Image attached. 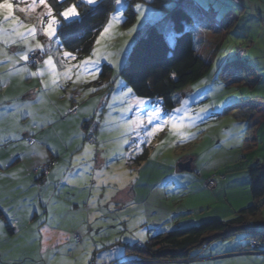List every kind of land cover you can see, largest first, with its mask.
Wrapping results in <instances>:
<instances>
[{
  "label": "rangeland",
  "instance_id": "1",
  "mask_svg": "<svg viewBox=\"0 0 264 264\" xmlns=\"http://www.w3.org/2000/svg\"><path fill=\"white\" fill-rule=\"evenodd\" d=\"M57 1L59 2V0ZM159 1L122 0L120 16L114 21H111V17L116 13V6L112 3L113 12L101 31L104 35L101 37V33L99 34L90 55L95 62L90 67L96 69V79L99 77L102 64L109 65L112 68L110 91H107L106 87L96 91L97 88L93 87L96 79L93 80L90 76H84L82 82L76 84H73L71 80L64 83L63 79H61L60 83L63 86L60 88L50 87L44 90L43 102L36 106V109H39V111L36 110L37 114L41 112V117L46 121L43 125H47L56 120V113L52 112V104L61 112H64V110H69L72 107L75 110L88 98L89 100L91 98L92 102L95 100L98 103L104 100L103 106L96 112L94 111L96 115L88 125L90 130L93 127L96 128L97 134H99L98 139L94 137V147L91 148L92 151L88 155H85V146L90 144L85 141V146L83 145L73 155L74 161H77L78 157L83 160L92 159V161L100 158V164L107 160L106 166L110 170H116L122 167L124 163L127 164L128 159L140 156L144 150L148 151L147 161L140 165L138 171L134 173L131 171L133 168L129 169L131 175H137L141 179L142 176H150L151 178L148 180L150 187L147 191L144 188L138 189L140 191L139 194L146 191L144 193L146 196L139 199L140 205H136L130 210H124L123 214L119 212L120 218L132 216L127 223L117 224L110 222L111 218H102L106 210H104L105 207L97 205V201H99L98 198H95L97 189L93 187L91 217L94 218L95 214V220L90 219V235H88L86 228L85 231L79 232L80 235L78 234L81 237V241H76V246L84 247V251L90 253V264L94 263V261H91L94 247L98 249L100 254L98 260L100 263L104 261V264H130L131 262L126 263L125 259L122 260L123 257L125 258V246L145 245L148 238L158 231L169 232L176 228L189 227L191 224L183 222L178 224L179 222L177 221L182 218H192L191 220H193L195 216L204 217L212 210L218 208L220 201H224V199L233 206V209L239 210L247 207L252 202L248 194L249 188L243 186L240 181L230 187L227 186L225 192L219 198L220 201L216 202L214 199L216 191L221 189V184L224 181H218L217 187L213 191H206L204 190L206 188L205 180L202 182L199 179L201 177L202 179L217 177L218 173H223L227 176L234 174L227 173L225 166L237 161L240 158L238 155L242 156L244 153L239 152L240 149L234 151L232 148L239 147L242 144L243 135L248 129V124L250 127L253 125L252 112L259 107L263 110L261 112H264V15L256 12L250 6H240V0H171L162 4ZM2 2L3 0H0V3ZM11 2L13 3V14L15 16L20 17L26 23H38V14L43 11L42 6H37L35 11L27 8L25 11H20L21 8L26 7L25 4L20 3V0H11ZM27 2L31 3V0H27ZM127 2L131 4L130 7L126 6ZM75 3H78V0H75ZM137 4L142 6L140 12L135 10ZM205 4L206 7L202 6ZM83 5L85 6L86 4ZM179 5L186 8L187 11L195 8L198 11V17L202 21L209 22L207 28L199 20L194 22L193 26L195 34H197L196 38H201L200 41L203 42L201 53L205 61L210 64V71L204 78L189 85L175 95L174 108L180 106L178 101L188 100L190 113L194 117L192 120H186L188 126L181 129V132L185 134L184 137L182 138L175 131H170L168 127H165L163 131H159L148 138L150 143H140V149L142 150L133 152L131 151L132 143L144 141L145 135L144 132H140L137 135L134 130L129 128L125 136V138L129 139V144H123L121 133L125 132L124 125L128 121L135 120L138 116L143 117L144 111L142 109L147 111L151 110L154 105H159L160 107L161 105L158 99L143 100L144 103L138 105L137 98L132 93L128 94L127 97L123 96L122 90L126 92L127 87L120 79L119 71L124 66L137 39L144 35L148 27L158 28L165 35L168 45H172L174 33L171 29L169 13ZM127 8L134 13V20L130 25L123 27ZM4 14L0 12V26L7 28V24L3 23ZM230 16L237 18V21L235 27H232L233 29L229 28L228 31L227 25L229 26ZM58 19L61 22L63 21L60 17ZM110 21L111 27H109ZM223 26L224 28H221ZM105 28H109L106 33L104 32ZM37 39L42 44L48 43V38L42 34L38 35ZM55 39L58 40L57 36ZM98 39L100 40L99 44H97ZM51 47L52 51L49 55H52L54 60L58 59L59 55L65 51L60 46L59 50H57L58 45L55 42L52 43ZM23 50L22 43L5 46L0 41V51H6L10 55ZM94 51L95 55H93ZM237 57L241 59L238 60ZM44 58L45 55L43 56ZM85 58L70 60L68 64H77L78 61ZM24 65L25 61L21 60L16 64V67L21 68ZM9 69L10 66L7 61L3 56H0V81H6V83H0V85L12 84L13 82L14 87L17 86L13 90L5 91V94L8 97L23 94L22 97L36 98L41 91L39 89H42L41 79L30 77L24 73L10 76ZM36 69L37 67H30L28 70L32 72ZM57 70L62 72L63 68L57 65ZM43 79L50 80V76L45 74ZM73 79H75V75H73ZM28 88L31 89L32 94L26 92ZM89 89H95V91H89ZM74 95H77V97L73 99ZM110 105L111 107H109ZM129 105H131L130 111H122L123 108ZM205 107H208L207 112L201 114L200 109ZM173 109L168 113L162 111L160 119L153 121V124L147 125V128L151 129L156 123H163L170 114L180 115L179 113H174ZM22 118L24 117L22 116ZM27 121L30 122L31 118L27 119ZM67 126L69 133L75 131L74 124L68 121ZM82 126H84V123ZM258 133L264 139V127ZM64 142L67 143L66 140ZM98 147L100 152H97L99 151ZM258 147L259 149L254 154H261V145ZM118 148L123 149V159L120 158V154L117 152ZM113 152H117V155L112 156ZM251 155L248 156L249 159ZM71 157L69 155L65 160L67 161ZM192 159L191 166H193V169H191V173L176 171L178 161L187 160L185 163H188ZM65 165L67 166V164ZM164 166L171 168L164 169ZM66 172L68 171L65 170ZM169 173L170 177H168ZM191 176L194 177V180L191 179ZM219 182L222 183L219 184ZM86 196L87 194L82 191L74 193L75 199L79 198L82 200ZM109 196L108 194L105 198L109 199ZM244 197L250 198L249 204H244ZM71 199V197H66L65 201L67 202H59L61 217L64 216L67 223L69 222L68 224L75 226L79 221V225H82L84 212L81 209H74V207L68 210L65 209L69 208L67 204L68 201H72ZM198 208L204 209L198 212L197 215H191L190 213L189 216V211H197ZM182 214L185 215L180 216ZM219 217L223 218L222 215ZM261 217L264 219V209ZM176 225H179V227H176ZM141 230L145 233V239L143 241L133 239V236L139 234ZM148 233L152 234L147 236ZM236 238L246 242L244 235L236 236L232 240ZM230 241L211 243L205 246L203 250L197 249L191 254L192 256H197L207 250L209 246L221 249L222 244H228L227 242ZM119 242L123 245L122 248L119 247ZM69 248L74 250L72 247ZM35 251V247L30 249L31 254H35ZM80 253L81 250L79 249L74 252V255L80 256ZM197 261L189 264H196ZM157 264L184 263L164 262ZM203 264L216 263L204 262ZM219 264L261 263L252 259L237 258L226 260Z\"/></svg>",
  "mask_w": 264,
  "mask_h": 264
},
{
  "label": "crops",
  "instance_id": "2",
  "mask_svg": "<svg viewBox=\"0 0 264 264\" xmlns=\"http://www.w3.org/2000/svg\"><path fill=\"white\" fill-rule=\"evenodd\" d=\"M239 5L243 7L250 6L256 12L264 15V0H240ZM44 59H47L46 55ZM26 67L30 68L29 66ZM95 82H97V79ZM95 84L93 87H95ZM16 87H14L13 82L12 84L0 85V98L8 97L5 91L13 90ZM101 88H97L96 91ZM26 92L32 94L29 88L26 89ZM76 97L77 95H74L73 99ZM22 99L34 100L35 98L25 96ZM103 104L104 100L98 103L95 100L92 102L91 98L90 100L88 98L80 106L76 107L74 111L71 108L64 110V112H61L52 104V112L56 113L55 121L47 125L41 124L38 128L33 127L32 133H35L34 135L28 131L20 132L19 135L23 138L21 141H12L10 144L0 146V162H6L0 163V264H63V262L87 264L89 257L84 255V247L80 248L75 243V250H71L69 247L64 253H61L60 250L64 249L66 245H71L72 239H74L76 234L80 235V231H85L87 228V233L90 235L89 226L92 218V203L90 204L89 201H92L93 187L97 189V196L95 197L99 200L97 205L105 207L104 210H106L102 218H111L110 222L117 224H125L132 217L120 218L119 212L123 214L124 210H130V208L140 205L139 199L146 196L144 193L150 187L148 180L151 177L142 176L141 179L137 175H131L129 169L133 168L131 171L135 173L139 168L132 166V159H128L127 164L124 163L122 167L116 170H110L104 162L100 164V158V160L96 159L93 161L92 159H80L78 162L73 160V155L77 150L82 148L83 145L85 146L86 140L84 138L86 136H92L93 134V139L94 137L98 139L99 134H97L96 128L88 129L90 123L84 128H81V126L83 122L93 120L92 118L96 115L94 113ZM36 110L39 111V109ZM0 111H3V109H0ZM261 111L263 110L259 107L252 112L253 125L250 127L248 124V129L243 135L242 144L239 147L232 148L234 151L240 149L239 152L244 153V155H238L240 158L237 161L225 166V171L233 169L239 171L231 174V176L225 175L224 182H219V184H222L221 189L216 191L214 198L216 202L220 201L219 198L225 192L227 186L230 187L238 181L249 188L245 169L264 161V139L258 133L264 127V112L262 113ZM37 116L41 118V112ZM27 119L29 118L20 119V127L27 128L32 124V120L28 122ZM68 121L75 125L73 133H69ZM29 137L39 141L36 145V151L43 155L32 154L33 146L24 144L23 141ZM65 140L67 143L64 142ZM86 143L88 142L86 141ZM259 145H261V154H254L259 149ZM87 147L85 146V148ZM52 149H55V151H52ZM98 150L97 152H100L99 147ZM250 154L252 155L249 159L248 156ZM69 155L72 157L66 161L65 159ZM187 160L178 161L177 165L185 163ZM189 162L191 166L193 159ZM46 163H50V170L47 176L40 177L31 174ZM177 165L176 171L179 172ZM170 168L164 166V169ZM191 169H193V166H191ZM65 170L68 172L65 173ZM65 177H70L74 183H69L64 179ZM168 177H170V173ZM191 179L194 180V177L191 176ZM199 180L203 182L202 177ZM88 184H90V188ZM139 188H144L146 191L139 194ZM204 190L208 191L206 188ZM76 191H82L87 196L82 200L79 198L75 199L74 193ZM108 194L110 195L109 199L105 198ZM66 197H71L72 201H68L67 205L69 208L65 209L68 210L74 207V209H81L84 212L82 225H79V221H76L77 224L75 226L68 224L69 222L67 223L64 216L61 217L59 202H67L65 201ZM243 201L244 204H249L250 198L244 197ZM220 202L218 208L212 210L204 217L195 216L191 221L181 217L182 219L177 222L181 224V222L190 221V224H193L212 218L228 220L233 217L236 210H239L233 209V206L227 203L226 199ZM228 206L232 208L230 209ZM203 209L198 208L197 211L192 210V212H189L191 215H197ZM221 215L223 218L219 217ZM95 216L94 214L92 220H95ZM49 220H51V225H49ZM46 226L49 228L48 232H41L40 229ZM150 234L152 233H148L147 236H150ZM46 236L49 239L45 242ZM69 237H72V239H69ZM59 240H63V243H58ZM227 243L222 244L221 249L209 246L207 250L199 254V259L182 263L189 264L198 260L196 264H203L204 262L219 264L226 260L247 258L264 264V255L253 254L248 248L247 241L236 238ZM118 245L121 248L123 247L120 242ZM34 247L36 248L35 254H31L30 249ZM261 247L264 248V244ZM79 249L81 250V255H74V252ZM124 256L125 258L123 256V258H120L122 260L125 259L126 263L131 262L130 259L126 258V255ZM99 257L98 249L94 247V254L91 260L94 263L92 264H104V261L103 263L98 261Z\"/></svg>",
  "mask_w": 264,
  "mask_h": 264
},
{
  "label": "trees",
  "instance_id": "3",
  "mask_svg": "<svg viewBox=\"0 0 264 264\" xmlns=\"http://www.w3.org/2000/svg\"><path fill=\"white\" fill-rule=\"evenodd\" d=\"M170 1L160 0L159 2L162 4ZM49 3L53 6L54 14L63 11L64 8L73 3L77 4L75 0H67L65 4H61L57 0H49ZM130 5L129 2L126 3L127 7ZM78 9L81 20L71 25L64 24L62 21V27L57 30V39L63 50L71 52L79 60L91 55L95 40L108 22L113 9L112 3L100 4L95 9L82 4L78 6ZM125 17L123 27L133 22L134 13L127 8ZM169 19L172 32L176 34L172 45H168L165 35L158 28L148 27L144 35L137 39L124 66L119 71L120 79L127 88L133 90L132 95L135 98L142 100L158 99L165 113L174 108L175 95L178 92L198 82L210 71V64L205 61L201 53L203 42L200 41L201 38H196L197 34H195L193 26L194 22L199 20L207 28L209 22L202 21L195 8L187 11L181 5L169 13ZM236 21L237 18L230 16L229 26L227 25L228 31L229 28L235 27ZM237 59L240 60L241 58L237 57ZM25 64L32 68L38 67L27 62ZM111 74V67L102 64L95 87H106L107 91H110ZM72 111H74L73 107ZM90 121L83 122L84 126L81 128L86 127ZM27 139L33 140L30 137ZM84 140L89 144H94L92 136H86ZM147 158L148 151L144 150L143 154L132 158V166L140 167L141 164L146 163ZM44 165L47 167L45 174L40 171L41 167L37 168V174H31L40 177L47 176L50 163ZM227 171V173H235L239 170ZM245 173L249 185L248 194L252 202L247 207L234 212L231 219L213 220L212 218L200 223L192 222L199 225L191 224L189 227L176 228L169 232L158 231L148 238L145 245L125 246L126 258L130 259L131 263L138 264L193 261L199 259V254L192 256L193 251L203 250L205 246L211 243H223L232 240L239 235L245 236L249 245L248 248L253 254L264 255V248L261 247L264 242V219L261 217L264 209V161L246 168ZM213 178L215 187L208 191H213L217 187V182L223 181L225 175L218 173L217 177L214 176ZM203 180L206 182L208 179ZM188 220L191 221L189 218ZM190 221L186 224H190ZM75 236H78L81 241L79 235L76 234ZM74 240L76 242L75 238ZM252 241L258 243L257 248H251L250 243Z\"/></svg>",
  "mask_w": 264,
  "mask_h": 264
},
{
  "label": "snow or ice",
  "instance_id": "4",
  "mask_svg": "<svg viewBox=\"0 0 264 264\" xmlns=\"http://www.w3.org/2000/svg\"><path fill=\"white\" fill-rule=\"evenodd\" d=\"M61 4L67 3V0H59ZM20 3L25 4V8H21L20 11H25L31 9L35 11L37 6H42L43 11L38 14V23L31 24L26 23L21 20L20 17L13 14V3L11 0H3L0 3V12L5 13L3 15V23L7 24V28L0 26V41L3 42L5 46H10L13 44H23V51L8 54L6 51H0V56H3L4 59L10 66L9 75H20L25 73L30 77H37L41 79L42 90L38 93L34 100L22 99L20 96H11L0 98V146L4 144H10L12 141H21L23 138L19 135L20 132L28 131L32 133L33 127H39L41 124H44L46 121L44 118H38L36 112V106L43 102L44 90L51 88H60L63 85L60 83V80L63 79L64 83H67L69 80L73 84L82 82L84 76H90L91 79H96V69L90 67L93 63L92 57L85 58L84 60L78 61L77 64L69 65L68 61L76 60L77 58L69 51H63L59 55L58 59L53 58L49 53L52 51V43H57L59 50V41L56 40L57 30L59 27H62L61 20L58 17L62 18L64 24L71 25L78 23L81 20V14L78 12V6L82 4L88 5L90 8L95 9L100 4L113 3L116 6V13L111 17V21L117 20L120 16L122 0H78L77 4H72L60 11L59 13L54 14L53 6L49 3V0H31V3H28L27 0H20ZM206 7L205 5H202ZM135 10L140 12L142 6L137 4ZM111 21L109 22V27H111ZM109 28H105L104 32H108ZM42 34L48 38L47 44H42L37 36ZM104 33H101L103 37ZM176 34H173V38ZM100 43V40H97V44ZM37 53L41 55L38 56ZM46 55L47 59H42V56ZM95 55V51L93 52ZM31 62L33 64H39L36 71L29 72L28 68L22 67L17 68L16 64L19 61ZM57 65L63 68V71L60 72L57 70ZM45 74L50 76V80H44L43 77ZM75 75V79H73ZM87 82V81H83ZM0 83H6V81H0ZM89 91H95V89H89ZM131 88H127L126 92H123L122 95L127 97L128 94L132 93ZM138 105H142L144 101L137 98ZM180 104L179 107L174 108V113H179L180 115H169L163 123H156L151 129L147 128V125L153 124V121L159 120L162 114V108L159 105H154L151 110H143L144 116H138L135 120L128 121L124 125L125 132L121 133V141L123 144H129V139L125 138L126 132L129 128L134 130L137 135L140 132H144L145 140L140 141L139 143H132L131 151H140V143L149 142L148 138L154 136L157 132L163 131L165 127H168L170 131H175L177 134L184 137V133L181 132V129L187 127L186 120H192L193 114L190 113L189 101H178ZM111 107V105L109 106ZM131 110V105L126 108H123L122 111L128 112ZM208 107L201 108L200 113L203 114L207 112ZM31 118L32 124L27 128L20 127L21 117ZM200 118V117H195ZM33 135L35 133H32ZM25 145L31 144L32 154L43 155L42 153H37L36 145L39 141L27 139L23 141ZM94 147V144H90L85 148V155L90 153L91 148ZM55 151V149H52ZM117 152L120 154V158H124V152L122 148H118ZM117 152H113L111 155H117ZM111 158V157H109ZM81 158H77V162ZM6 163V162H0ZM107 164V160L104 162ZM115 176V174H113ZM69 183H74L70 177H65ZM91 204L92 201H89ZM170 222V221H169ZM49 225H51V220H49ZM179 227V225H176ZM49 230L48 226L43 229H40L41 232L47 233ZM49 237H45V242ZM72 239V237H69ZM133 239H138L143 241L145 239V233L143 230L139 234L134 235ZM58 243H63V240H59ZM75 240L72 239L71 245H66L64 249H61V253H64L67 247H72L75 250ZM84 255L89 257L87 264H90V253L85 252ZM63 264H70V262H63Z\"/></svg>",
  "mask_w": 264,
  "mask_h": 264
},
{
  "label": "built area",
  "instance_id": "5",
  "mask_svg": "<svg viewBox=\"0 0 264 264\" xmlns=\"http://www.w3.org/2000/svg\"><path fill=\"white\" fill-rule=\"evenodd\" d=\"M242 54V53H241ZM38 56H40L41 54L40 53H37ZM43 59V57H42ZM28 64H31V65H34V66H39V64H33L31 62H27ZM46 170H47V167L44 165V166H41L40 168V171H42V173H46ZM33 174H37V169L33 171ZM205 186L208 190H211L215 187V181H214V178L211 177L210 179H208L206 182H205ZM76 239V241H80V238L78 236H75L74 237ZM250 246L251 248H257L258 247V243L256 241H252L250 243ZM257 253V252H255ZM130 264H138V263H130Z\"/></svg>",
  "mask_w": 264,
  "mask_h": 264
},
{
  "label": "water",
  "instance_id": "6",
  "mask_svg": "<svg viewBox=\"0 0 264 264\" xmlns=\"http://www.w3.org/2000/svg\"><path fill=\"white\" fill-rule=\"evenodd\" d=\"M177 169L180 173H191L190 162L178 164Z\"/></svg>",
  "mask_w": 264,
  "mask_h": 264
}]
</instances>
